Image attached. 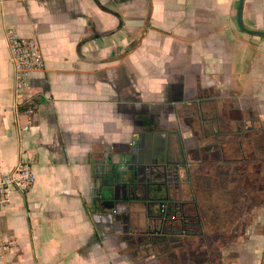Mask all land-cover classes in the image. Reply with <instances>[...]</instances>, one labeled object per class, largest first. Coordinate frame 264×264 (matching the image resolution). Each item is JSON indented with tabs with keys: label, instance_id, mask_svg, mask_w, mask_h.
<instances>
[{
	"label": "crops",
	"instance_id": "0c3cea01",
	"mask_svg": "<svg viewBox=\"0 0 264 264\" xmlns=\"http://www.w3.org/2000/svg\"><path fill=\"white\" fill-rule=\"evenodd\" d=\"M239 3L0 0V173L23 158L36 174L0 212V264H263L264 38L240 29ZM243 22L264 31V0ZM9 29L40 44L34 116L16 108ZM155 141L184 164L189 217L156 254L143 201L95 197L109 161Z\"/></svg>",
	"mask_w": 264,
	"mask_h": 264
},
{
	"label": "water",
	"instance_id": "95a60500",
	"mask_svg": "<svg viewBox=\"0 0 264 264\" xmlns=\"http://www.w3.org/2000/svg\"><path fill=\"white\" fill-rule=\"evenodd\" d=\"M246 0H240L237 21L240 29L250 36L264 38V31H256L247 28L243 22V10ZM184 164L175 162L166 157L163 159L158 149L156 141L150 145L140 144L134 146L132 154H129L118 162L109 161L108 165L104 166V170L98 177L96 182L97 194L95 197L99 202L103 204L104 211H115L121 204L118 199V191L123 194V201L129 207L131 202L140 203L143 201L144 206L149 210L150 225L156 227L158 234L166 235L169 219L174 215V206L177 207L178 201L176 195L170 193L168 190L172 185L170 179L171 174H175L176 182L180 185L179 168H182ZM168 189H165V188ZM180 188V187H179ZM169 192L167 198L151 197L153 191ZM178 190V189H177ZM179 191V190H178ZM140 192H145V198L139 197ZM168 194V193H167ZM167 205L166 211L163 212L162 206ZM182 214V213H181ZM112 222H124L127 221L122 217L114 215ZM183 234H185L184 230ZM187 234V233H186ZM264 264V258H263Z\"/></svg>",
	"mask_w": 264,
	"mask_h": 264
},
{
	"label": "built area",
	"instance_id": "2783aa9c",
	"mask_svg": "<svg viewBox=\"0 0 264 264\" xmlns=\"http://www.w3.org/2000/svg\"><path fill=\"white\" fill-rule=\"evenodd\" d=\"M10 58L15 69L16 108L25 105L26 113L34 116L32 77L44 70L40 44L36 39L21 36L15 30L6 32ZM36 174L27 160L21 158L10 173H0V212L16 194L25 195L33 188Z\"/></svg>",
	"mask_w": 264,
	"mask_h": 264
},
{
	"label": "flooded vegetation",
	"instance_id": "af4514ba",
	"mask_svg": "<svg viewBox=\"0 0 264 264\" xmlns=\"http://www.w3.org/2000/svg\"><path fill=\"white\" fill-rule=\"evenodd\" d=\"M170 179L172 180V185H171V187H169V189L166 187L165 189H168V190H170V191H168V192H164L163 193V191H162V196H163V198H167V196L169 195V192L170 193H173V194H175L176 193V190H177V188L180 186V185H178L177 184V182H176V176H175V174H171V176H170ZM168 193V194H167ZM161 196V197H162ZM158 197V196H157ZM159 197H160V195H159ZM176 200H177V198H176ZM178 201V200H177ZM180 202H181V200H180ZM178 203H179V201H178ZM181 205L183 206V207H186L187 205L188 206H190L191 205V203H187V202H185V201H183V202H181ZM119 207V206H118ZM168 206L165 204L164 206H162V210H163V212H165L166 211V208H167ZM174 215H173V217L171 218V219H169V222H168V225H167V228L168 229H166V230H169L170 228H171V230L170 231H167V233H166V235H164V234H158L157 232H156V227H154V226H152V225H150L149 224V228H148V232L147 233H149L153 238L154 237H158L160 240H164V241H166L167 240V238L168 237H170L171 235H175V234H183V231H181V230H179V231H177V230H175L174 229V226H175V224L176 223H178V224H189V217L186 215V213H185V211H184V209L182 210V211H180V210H177V208L174 206ZM121 211V210H120ZM182 213V214H181ZM118 215H117V218L118 217H122V219L124 218L125 219V217H126V215H123V214H121V213H117ZM122 222L124 223V221L122 220ZM126 227V226H125ZM190 233V232H189ZM193 233H196V231H194ZM191 234V233H190ZM156 239V238H155Z\"/></svg>",
	"mask_w": 264,
	"mask_h": 264
},
{
	"label": "rangeland",
	"instance_id": "374dc122",
	"mask_svg": "<svg viewBox=\"0 0 264 264\" xmlns=\"http://www.w3.org/2000/svg\"><path fill=\"white\" fill-rule=\"evenodd\" d=\"M141 244H142V247L141 248H143L144 246L145 247L148 246L146 243H139L138 246L139 245L141 246ZM152 245L153 246H151L152 247L151 249L154 251V253L155 252H158V253L162 252V253H164L166 251L168 252L174 246V244H171V242L161 241L160 239L154 241V244H152Z\"/></svg>",
	"mask_w": 264,
	"mask_h": 264
}]
</instances>
